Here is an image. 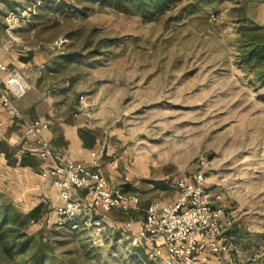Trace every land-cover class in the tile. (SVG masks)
Segmentation results:
<instances>
[{
    "label": "rangeland",
    "instance_id": "rangeland-1",
    "mask_svg": "<svg viewBox=\"0 0 264 264\" xmlns=\"http://www.w3.org/2000/svg\"><path fill=\"white\" fill-rule=\"evenodd\" d=\"M57 1L0 0L9 44L37 54L27 100L77 114L106 137L143 209L178 200L169 179L204 172L230 242L210 264H264V61L247 59L264 38V0H181L154 17ZM6 176L0 207L25 213L31 203ZM31 232L48 264H166L151 256V240L137 254L127 239L96 246L87 230L51 218ZM0 264H9L1 245Z\"/></svg>",
    "mask_w": 264,
    "mask_h": 264
},
{
    "label": "built area",
    "instance_id": "built-area-1",
    "mask_svg": "<svg viewBox=\"0 0 264 264\" xmlns=\"http://www.w3.org/2000/svg\"><path fill=\"white\" fill-rule=\"evenodd\" d=\"M27 88V80L19 70L0 63V99L7 117L23 122L33 141L31 152L46 165L43 176L52 177L58 189L61 202L55 208V223L59 228L90 231L96 246L127 239L133 254L151 240V256L163 257L166 264H210L214 256L230 250L222 226L224 210L208 190L204 172L167 181L171 190L179 192L176 202H153L141 222L126 220L112 225L108 220L110 212H140V199L113 185L100 172L99 160L88 164L56 154L41 135L49 124L27 120L15 104L25 96ZM114 231L119 235L117 240Z\"/></svg>",
    "mask_w": 264,
    "mask_h": 264
},
{
    "label": "crops",
    "instance_id": "crops-1",
    "mask_svg": "<svg viewBox=\"0 0 264 264\" xmlns=\"http://www.w3.org/2000/svg\"><path fill=\"white\" fill-rule=\"evenodd\" d=\"M0 63L24 74L28 83L27 91L33 84L35 85L33 75L39 70L36 69L37 54L33 50L21 53L13 49L12 44H9V29L6 28L4 22H0ZM27 97L29 95L15 100V104L19 106L27 120H41L49 124V128L43 130L41 135L50 143L51 149L56 154L88 164L93 160H99L100 172L113 185L122 190L127 187L128 183L124 182L122 178V169L125 165L120 162L122 158H117V155H114L115 151L111 148L106 137L103 138L79 115L71 112L60 114L51 104L48 105L49 111H46L44 110V101L35 99L30 101L27 100ZM0 124H2L0 126V171L7 175L6 178L9 179L11 189L21 190L20 193L15 194L16 199L22 204L31 203L25 213H29L42 204L43 210L39 221L48 218L55 221V208L61 200L58 189L54 185V179L43 176L46 165L31 152L33 141L27 135L23 122L8 119L1 99ZM124 192L131 194L127 190ZM78 193L82 196L85 194L83 191ZM147 209L142 208L140 212H130L128 218H134L136 222H141L146 215L142 218L140 214L147 212ZM113 214H116L115 211L108 214V220L112 225L128 220V218H114ZM88 232L90 233V231Z\"/></svg>",
    "mask_w": 264,
    "mask_h": 264
},
{
    "label": "trees",
    "instance_id": "trees-1",
    "mask_svg": "<svg viewBox=\"0 0 264 264\" xmlns=\"http://www.w3.org/2000/svg\"><path fill=\"white\" fill-rule=\"evenodd\" d=\"M181 0H77L82 10H88L95 3L114 6L126 14H143L154 17L160 12L173 8ZM216 0H194L195 3L212 2ZM62 6V1L56 2ZM71 56V55H70ZM67 59V57H64ZM70 59V57H68ZM67 59V60H68ZM248 60L264 61V38L258 39L253 50L248 54ZM57 62V59L54 60ZM127 190V187L123 189ZM43 210L40 204L29 213H23L11 204L0 207V245L3 252L9 257V264H14L15 259L20 264H48L43 256V244L36 242L35 234L31 232L32 224L38 222ZM134 215V213H133Z\"/></svg>",
    "mask_w": 264,
    "mask_h": 264
}]
</instances>
